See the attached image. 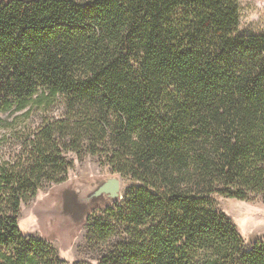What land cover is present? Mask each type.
Wrapping results in <instances>:
<instances>
[{
    "label": "trees",
    "instance_id": "16d2710c",
    "mask_svg": "<svg viewBox=\"0 0 264 264\" xmlns=\"http://www.w3.org/2000/svg\"><path fill=\"white\" fill-rule=\"evenodd\" d=\"M240 20L239 0H0V264H66L18 215L68 153L135 183L92 224L100 264H264L215 204L264 194V34Z\"/></svg>",
    "mask_w": 264,
    "mask_h": 264
},
{
    "label": "rangeland",
    "instance_id": "374dc122",
    "mask_svg": "<svg viewBox=\"0 0 264 264\" xmlns=\"http://www.w3.org/2000/svg\"><path fill=\"white\" fill-rule=\"evenodd\" d=\"M240 28L242 35L264 34V0H239ZM4 130L0 129V139ZM3 140V139H2ZM11 141L0 144V161L11 156ZM73 163L68 179L60 184L43 187L35 198L23 203L18 215L21 232L49 241L66 261V264H100L105 245L91 234L92 224L107 218L105 210L114 204H121L128 187L135 183L114 173L99 157L68 153ZM122 181L121 195L117 201L105 198L92 202L85 198L93 189L110 177ZM81 195L82 210L75 206V196ZM216 208L223 213L242 235L246 248L258 241H264V194L242 201L216 196ZM124 237L121 230L114 233L112 242Z\"/></svg>",
    "mask_w": 264,
    "mask_h": 264
},
{
    "label": "water",
    "instance_id": "95a60500",
    "mask_svg": "<svg viewBox=\"0 0 264 264\" xmlns=\"http://www.w3.org/2000/svg\"><path fill=\"white\" fill-rule=\"evenodd\" d=\"M121 184L122 181L119 177L113 176L110 177L100 184H98L93 191L89 194L87 198V201H92V202H97V201H102L105 198H109L112 201H117L121 195ZM81 195L80 196H75V206L79 210H82L83 208V203L81 201Z\"/></svg>",
    "mask_w": 264,
    "mask_h": 264
}]
</instances>
